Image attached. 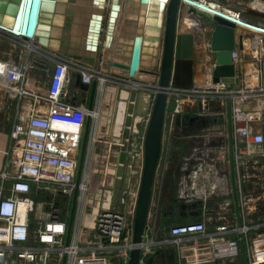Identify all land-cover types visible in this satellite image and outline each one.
<instances>
[{
    "label": "built area",
    "instance_id": "built-area-1",
    "mask_svg": "<svg viewBox=\"0 0 264 264\" xmlns=\"http://www.w3.org/2000/svg\"><path fill=\"white\" fill-rule=\"evenodd\" d=\"M251 37L253 41L246 39L242 49L236 48L231 53L236 67L233 80L221 77L219 81H215L213 60L208 64L210 72L207 69V76L203 80L188 87L170 85L164 131L165 168L173 153L172 135L176 133L177 117L194 113L216 117V121L206 127L205 136H210L206 137L209 141L198 145L193 149L194 152L190 150L189 155L185 154L187 156L183 157L184 169H196L191 180L204 175L208 165L211 166L209 170L215 171L213 183L210 175L204 177V181L209 180L210 183L201 185L198 195H194L195 192L191 189L193 194L188 198L190 201H187L193 204L203 200V205L206 206L211 197L225 187L218 186L217 182L224 185L229 182V170H223L221 163L212 158L218 145L206 144L211 139L220 142L225 134L229 136L227 117L230 107L240 218L238 215V221L232 222L224 219L217 223L215 220L210 226L205 219L173 224L167 229L166 236L158 238L160 203L153 200L142 245L143 264H147V260L157 251L170 247L175 248L180 255L178 264H222L239 256L243 260L242 241L246 243L248 264H264V219H246L256 213V205L260 207L257 209L260 210L259 213H264V195L256 199L254 207L250 206L251 199L242 185V181L246 182L244 179L248 177V171L257 169L256 166L264 162V35L251 34ZM245 44L252 50L246 48ZM26 58L27 61L18 68L0 64V76L15 88L19 103L23 97L31 99L25 117L21 115L20 105L15 110L10 130V150L7 153L9 159L0 169V264H127L132 246L135 207L143 165L144 130L148 117L139 139L140 149L137 154L135 152L140 159L136 187L129 189L123 204L115 202L110 208L100 211L96 217L95 228L85 231L87 195L97 188L92 174L100 129L99 112L96 105L90 111L87 105L70 101V71L81 74L82 81L87 84L97 79L100 90L108 82L135 89L132 85L140 81H132L125 76H110L104 74L103 69L64 56L51 55L50 58L43 59L45 62L54 63L46 89L30 90L27 88L26 69L32 58L30 55ZM145 87L146 85L139 90ZM153 87L156 93L157 85ZM43 105L44 109L41 108ZM89 113L93 119L92 131L80 182L72 235L67 242L72 195L76 187L78 161ZM223 116L225 120L222 119ZM167 136L169 138L165 153ZM191 137L199 138L193 134L187 136ZM193 156H198V160ZM221 162L228 164L230 168V158L229 161L221 159ZM187 173L189 176L191 171L187 170ZM188 176L186 180H190ZM181 191L183 193H180V198L183 200L185 193H189L188 186L181 187ZM36 192L46 193L47 196L37 200L34 196ZM187 242L191 243L193 256L182 259L181 251ZM205 242L210 246V252L204 256L200 254L204 244L200 243Z\"/></svg>",
    "mask_w": 264,
    "mask_h": 264
},
{
    "label": "water",
    "instance_id": "water-1",
    "mask_svg": "<svg viewBox=\"0 0 264 264\" xmlns=\"http://www.w3.org/2000/svg\"><path fill=\"white\" fill-rule=\"evenodd\" d=\"M77 1L80 2L0 0V33L28 41L29 47L45 54L47 58L51 57L48 54L51 52L79 63L95 65L98 69H119L132 81L138 80L142 73L157 77V91L152 99L148 92L146 106L152 101L150 110L144 107L141 110L134 109L132 102L140 101L143 94L141 91H146L147 87L139 91L129 90L127 98L122 96L123 86L115 85L118 87L115 94L109 93V87L107 88L106 107L101 113L95 145L96 166L105 165V170L94 171L92 174L98 185L87 196L84 217V230H92L100 211L110 208L115 202H125L132 169L129 163L133 159L130 152L131 141L141 133L139 123L148 117L144 130L143 165L135 207L132 246L127 263L143 264L142 245L163 157L169 87H188L194 83V66L197 60L195 32L200 35L203 28L210 31V49L215 53L213 79L219 81L222 77L233 80L236 67L231 53L237 47L243 48V35L237 33L238 28H243L249 34L264 35V26L205 0H140L141 12L138 17L136 10L132 9L134 4L131 0H81L85 7H76ZM63 6L66 8L61 9ZM246 11L264 17L263 12L255 9L247 8ZM58 13H66L64 22ZM186 17L195 20L200 28L192 29L186 22ZM151 27L155 29L152 33L149 32ZM74 29H78L76 33L73 32ZM127 31L130 33L127 34ZM74 34L77 41L72 42ZM147 55L151 56L149 60ZM74 88L90 96L80 99L76 92L70 101L87 105L90 111L94 110L99 94L98 80L94 79L92 84H87L82 81L81 74H77ZM222 119L225 120V117ZM214 121L216 117L195 113L177 117V124L197 122V125H203L194 133L207 132L206 124L211 125ZM227 123L231 184L240 218L230 107ZM92 124V115L89 113L78 161L76 187L72 195L67 242L72 235ZM220 143H223L222 138L220 142L211 139L206 145L215 146ZM126 164L129 165L126 167ZM221 173L220 171V175ZM197 204L200 203H194V206ZM242 255L244 264H248L245 241H242ZM153 261L154 257L151 256L146 263L152 264Z\"/></svg>",
    "mask_w": 264,
    "mask_h": 264
},
{
    "label": "crops",
    "instance_id": "crops-1",
    "mask_svg": "<svg viewBox=\"0 0 264 264\" xmlns=\"http://www.w3.org/2000/svg\"><path fill=\"white\" fill-rule=\"evenodd\" d=\"M205 1H211V0H205ZM213 2H217L218 5L223 4L219 0H214ZM133 4H134V6L132 7V9H133V11L136 10L137 17H138L139 13L141 12V8L139 6L140 0H136L135 3L133 1ZM220 7L224 8L222 5H220ZM231 8H233V7H231ZM248 8H252V7H250V5H249ZM224 9L232 10L233 12L240 14V12L234 11L233 9H229V8H224ZM252 9H254V8H252ZM246 13H247L246 18L250 19L248 16H250L252 14L248 13L247 11H246ZM65 15H66V13L61 14V16L63 17V22L65 19ZM132 16L136 17L135 14H132ZM185 20H186V22H188L190 24L189 26L192 29L194 28V30H197L200 28V26L196 23L195 20H192L188 17H186ZM62 27H63V25H62ZM204 30L207 31L208 29L204 28ZM149 32L152 33L153 31H151V29H149ZM237 33L243 35L242 43H243V41L245 42V40L247 39L246 37L251 36V34H249L247 31H245L243 28H240V27L238 28ZM71 39L73 40L72 42L77 41L76 36L72 37ZM237 39H238V36H237ZM11 43H12V48H16V50H17V56H15V58L17 59L16 63H10L9 62L10 56L11 55L13 56L12 52L14 50V49H11ZM28 45H30V43L26 40L21 39V38L14 37V36L9 37V36H6L5 34H0V64H4L5 66L10 65L11 67H17V68L19 66L22 67L23 64L28 59L26 57H28L30 55L32 60L29 64L28 68L26 69L27 70L26 71L27 72V88L30 90H38L39 88L41 90L46 89L47 83L50 79L51 72L54 68V63L51 61L45 62V60H43V59L47 58V56H45V54H43V53H40L39 51L32 49L31 47H28ZM245 45H246V48H249V46H247V44H245ZM237 48H239V47H237ZM195 53H196V59L197 60L195 62V66H194V68H195L194 82H196L197 78L204 79L207 76L206 72L208 69V64H210L215 58L214 51H212L210 49V38H209V36H207V35L201 36V34L199 35L195 32ZM48 54L56 56L55 53L49 52ZM59 56H63V55L59 54ZM150 57L151 56H148L147 60H149ZM201 59H202V62L200 61ZM203 59H210L209 63L204 64ZM86 65L96 67L95 65H92V64H86ZM103 72H104V74H109L110 76H115L117 78H120V77L125 75V73L123 71H121L119 69H113V68L108 69V70L103 69ZM208 72H210V68L208 69ZM77 74L78 73L74 72L73 70L70 71V86H69L70 94H71V96H73V94L77 92L76 94L80 99H83L85 96H86V98H89V96H90L89 94L84 95L81 90H76L74 88V83H75V79H76ZM143 76L147 80H153V78L157 79V77H155V76L142 74V75H140V78L138 80H141V77H143ZM142 81L143 80H141V82ZM0 82L4 83L6 85L9 84V82L7 80L5 81L1 76H0ZM145 82L146 81H143L142 83H145ZM92 83H93V81L90 84H92ZM109 84H110V86H109ZM115 85L120 87V85H118L117 83L108 82V83H105V85H103L101 87V90L99 89V94H98V98H97V102H96L97 112H99L98 113L99 114V119H98L99 120V127H100L101 113H102V111H104V109L106 107V101H107L106 94H107V90H108L107 88L109 87V90H110L109 93L115 94L116 88H118ZM129 90H133V89L124 88L121 91L122 92L126 91V93H129ZM145 90H147V89H145ZM5 93H6L5 90L1 88L0 89V169H2L8 161L7 160L8 154L7 153L10 150V130H11L13 122H14L15 110L20 105L21 106V115H23L25 117L28 114V111H29L28 106L30 105V102H31L30 97H23V98H21V103H19L18 95L15 94L17 106L15 107V109H10ZM143 95L148 98V92H143ZM140 101L139 100L138 101L137 100L132 101L134 109L135 108H137L138 110H141L144 108L148 109V105L143 106L144 107L143 108ZM41 108L44 109V105L41 106ZM145 120L146 119H143L139 123V127L141 128V133L139 135H135L132 138L131 145H130V152L133 155V159L130 160L129 164H130V167H132L134 169V172H133V174L131 173V177L129 180V189L135 188L137 185L136 176L138 177V175H135L136 174L135 169L139 172V170H140V159H138L136 154H137V150L140 149L139 139H140V136L143 134V130H144V126H145ZM183 126H188V125L183 124L182 122L177 124V127L181 128V129L184 128ZM213 127H217V126H213ZM133 141L135 142V144H133ZM2 142H4V145ZM135 152H136V154H135ZM178 160H179V158H178ZM95 162H96V154L94 153L93 172L105 170V165H103L101 167H97ZM136 163H138V164H136ZM220 163H221L220 164L221 168L223 170L224 169L229 170V182H228V184L225 182V185H224L221 182L218 183L216 181L218 186L222 185L225 187H223L224 190L216 193L214 199H212L213 197H211V200L208 201V205L204 206L203 200H200V202H195V203H200V204L198 206H194L192 208V205H194V203L191 204L190 202H187V201H190V200H188V198H190V195L193 194L191 192V189H193V191L195 192L194 195L195 194L198 195L201 191V185L203 186L205 183H210L209 180L204 181V177H207V173H205L204 175L203 174L201 175V176H204L203 179H201V176L199 175L197 178H193L191 180V176L194 177V175L196 173V171H194V170H196V169H194V168H189V169L185 168L184 169L183 168L184 163L182 164L180 161L173 162L170 160L168 161L167 166L165 167L166 169L163 167V172L161 170H159L160 179L158 177V181L155 184V192H154V199H153L154 202L158 200L160 203V206L162 208L164 206L166 200L168 201L167 202L168 204H170V201H176L177 202V200H179L181 202L183 201L182 202L183 207L185 208L183 210L186 211L184 213L192 212L193 214L201 216V217L208 215V216H212V217L219 218V219H225V220H229V221H231L232 218H237V221H238V214H237L238 211L236 208V201H235V197H234L233 187L231 184V175H230L231 169L229 168L228 164H225L222 162H220ZM129 164H126V167ZM207 168H209V167L207 166ZM214 168H216V167L214 166ZM216 169L218 170V167ZM187 170L191 171V174L189 176H188ZM109 171L113 172L114 170L109 169ZM161 172H162V175H161ZM171 175H173V177H174V178H172V180L175 181V178H176V189L173 191L174 197H172V195H171L170 199H165L164 198V190L166 188L170 187V176ZM187 176L189 177L190 180H186ZM159 180H160V182H159ZM212 183H213V180H212ZM96 184L98 185L97 181H96ZM187 186L189 188V193H185L184 199L182 200L180 198V196H181L180 193H183L181 191V187L187 188ZM229 186H230V188H229ZM165 191L167 192V190H165ZM239 202H240V198H239ZM262 205L264 206V199H263ZM258 209H260V207H258ZM255 211H256L255 214H258V212L260 210L256 209ZM165 218L170 219V213H168V215L166 214L164 216V219ZM165 221H167V220L165 219ZM169 227L170 226H168V228ZM168 228L167 227L166 228L163 227V229L160 228L157 232V237L161 238L163 236H166ZM190 242H194V241H190ZM190 242L185 243V247L181 251L182 259H188V258H191L193 256ZM200 244H204L200 249V254L204 255V256L208 255L210 252V249H209L210 246H208V244H206V242L200 243ZM169 249H171V247ZM168 251L171 252V257H173V254L175 256V260L174 261L172 260V264H178L179 260H180V255L177 252V250L175 248H173L172 250H167V252ZM157 252L155 253V255H152L154 257V261L152 264L156 263V258L159 256V254L162 251L159 254H157Z\"/></svg>",
    "mask_w": 264,
    "mask_h": 264
},
{
    "label": "rangeland",
    "instance_id": "rangeland-1",
    "mask_svg": "<svg viewBox=\"0 0 264 264\" xmlns=\"http://www.w3.org/2000/svg\"><path fill=\"white\" fill-rule=\"evenodd\" d=\"M211 1H214V0H211ZM254 1H257V0H220V2L223 3L220 5H222L224 8H229V9H233L234 11L240 12L241 16L247 17L246 8H248L249 5H250V7H252V2H254ZM230 6L233 8H231ZM248 17L255 22H259V23L262 21L264 22V17H262V16L250 15ZM209 33H210L209 30L205 31L203 28L201 36L207 35L210 37ZM246 38L253 41L251 36L250 37L248 36ZM11 49H14V50H13V52L11 51L13 53V56L12 55L10 56L9 62L10 63H16L17 59L15 58V56H17V50H16V48H12V43H11ZM203 60H204V64H208L210 59H203ZM200 61L202 62V59ZM141 80L146 81L145 82L146 87L148 88L146 91L143 90L141 92H149V94L151 95V99H152L154 96L153 85L154 86L157 85L158 79L153 78V80H147L143 76V77H141ZM141 80H137V81H141ZM201 80H203V79L197 78L196 81H201ZM1 88L4 89L6 92L5 94L7 97L9 108L15 109V107L17 106L16 105V98H15V94H17V93L15 92V88L12 86V84L6 85V84L0 82V89ZM151 102L149 103L148 110H150V108H151ZM145 109H147V108H145ZM181 130H182L181 128L177 127L175 135H172V136H174V138H172V141L174 143L172 142L173 153L171 155L170 161H173V162L180 161L183 164V162H184L183 157L185 158L187 155H189L190 150H191V152H194L193 149L195 147H197L199 144L203 143V145H204L205 143H207L209 140L206 137H210V136H205V138H202V139L195 138V137L194 138H192V137L187 138V136H188V135H186L187 132H185L183 130L181 131ZM168 138H169L168 136L165 138V153H166V149H167V145H168ZM185 138H187V139H185ZM213 138H216V136H214ZM222 142L223 143L218 145V150L217 151L214 150V152H216V153H215V155L212 156V158L218 160L219 162H221V159L229 161V141H228V135L227 134L223 135ZM2 143L4 145V142H2ZM133 144H135L134 141H133ZM206 153L207 152H205V154ZM185 154H187V155H185ZM175 155H178V157L180 156L179 160L176 159ZM7 158L9 159L8 156H7ZM193 158L198 160L199 157L193 156ZM165 159H166V154H165V156H163V160H162V163L160 166V170L162 172H163V161L165 162ZM259 166H261V167H259ZM208 167L209 168H207L206 173L210 172L211 174H207V177L211 176V178L213 180L214 176L216 177V174L214 173L215 171L212 169L209 170L211 167L210 165H208ZM256 168L257 169H254V170L250 169L248 171L249 175H248V177H246L244 179L246 182L242 181V185L245 188L244 190L247 191V195L251 199L250 203H252V204L250 206H253V207L255 206L254 203H255L256 199L260 198L261 195H264V162H262L261 164L256 166ZM136 171L137 170L135 169V173H136L135 175H138L139 172L138 171L136 172ZM133 172H134V169L132 168L131 173L133 174ZM162 172H161V175H162ZM252 175H255V176H252ZM257 176H259V177H257ZM203 177L204 176H201V179H203ZM136 178H137V176H136ZM172 178H174L173 175L170 176V187L165 189V190H167V192L164 190V198L165 199H170L171 195H172V197H174L173 191H174V189H176V181L172 180ZM214 198H215V196H213L212 199H214ZM86 202H87V200H86ZM167 202L168 201L166 200L165 204L162 208L160 206L159 223H160V228H162V229H163V227L168 228V226H171L172 224H178V223H182V222L184 223V222H189V221H193V220H204L205 219V220H207V223L209 224V226H210V224H213V221H215V220L217 223L219 221L223 222L222 220H224V219H218L215 217L205 218L204 216L201 217V216L195 215L192 212L184 213V212H186L185 210H183L185 208L183 207V203L179 200H177V202L176 201H170V204H168ZM254 209L255 210L258 209V205H256ZM254 209H253V211H254ZM38 213H39V211H38ZM168 213H170V219L165 218L167 220V221H165L164 216L166 214L168 215ZM39 215H41V213H39ZM246 219L254 220V221H258V220L260 221V220L264 219V213L263 212H260V214H259V212H258V214L254 213V214L247 216ZM236 220H237V218H232L231 222L236 221ZM172 249L173 248L163 250L159 254V256L156 258L155 264H172V260L173 261L175 260V256L173 254V257H171V252H169V251L167 252V250H172ZM222 264H244V263L242 260V256H239L235 260H232L230 262H223Z\"/></svg>",
    "mask_w": 264,
    "mask_h": 264
},
{
    "label": "bare ground",
    "instance_id": "bare-ground-1",
    "mask_svg": "<svg viewBox=\"0 0 264 264\" xmlns=\"http://www.w3.org/2000/svg\"><path fill=\"white\" fill-rule=\"evenodd\" d=\"M131 1H134V3L136 2V0H131ZM65 2H67V0H64V3ZM210 2V4L211 5H214V6H220V5H218L217 4V2H213V1H209ZM66 5H67V3H66ZM73 5V4H72ZM75 5H76V7H78V5H79V7H85V4H84V2H81V0H80V2H76L75 3ZM254 7V9L255 10H257V11H260V12H263L264 13V1L263 0H257V1H254V2H252V8ZM65 9L66 8V6H63L61 9ZM226 10H228V9H226ZM62 11V10H61ZM228 11H230L231 13H235V12H233L232 10H228ZM61 14L62 13H58V15H59V18H61L60 16H61ZM75 15H77V14H75ZM151 19V18H150ZM153 19H155V18H153ZM152 19V20H153ZM152 20H151V22H152ZM261 24H263V26H264V22L262 21V22H260ZM76 25V24H75ZM79 25V24H78ZM78 25H77V27L76 28H78ZM151 29V31H153V30H155V29H153L152 27L150 28ZM77 30L78 29H76V31H75V29H74V33H76L77 32ZM130 33V31H127V34H129ZM76 35L74 34V35H72V37H75ZM248 49H251L250 47L248 48ZM252 50V49H251ZM148 56H150V55H148ZM113 69H115V68H113ZM143 74V73H142ZM143 82V81H142ZM141 81L139 82V83H134L133 85H132V87L133 88H135L136 90H139V89H141V87L142 86H144L145 85V83H142ZM253 84H255V82H252ZM123 93V96L124 97H126L127 96V93H126V91L125 92H122ZM140 103H141V105H142V107L143 106H145L146 104H147V97L146 96H144L143 94L140 96Z\"/></svg>",
    "mask_w": 264,
    "mask_h": 264
},
{
    "label": "flooded vegetation",
    "instance_id": "flooded-vegetation-1",
    "mask_svg": "<svg viewBox=\"0 0 264 264\" xmlns=\"http://www.w3.org/2000/svg\"><path fill=\"white\" fill-rule=\"evenodd\" d=\"M186 125H188V126H183L184 128L182 129L183 131L187 132L186 135H190V134L192 135L193 134V135H197L200 139L205 138L206 133L203 131H202L203 133H201V132L194 133L198 129L202 128L203 125L199 126V125H197V122H193V123L187 122ZM206 126H207V124H206ZM195 138H197V137H195ZM201 144H203V143H201ZM201 144H199V145H201Z\"/></svg>",
    "mask_w": 264,
    "mask_h": 264
},
{
    "label": "trees",
    "instance_id": "trees-1",
    "mask_svg": "<svg viewBox=\"0 0 264 264\" xmlns=\"http://www.w3.org/2000/svg\"><path fill=\"white\" fill-rule=\"evenodd\" d=\"M175 157H176V159L178 160V158L180 157H178V155H175ZM175 181H176V178H175ZM175 190V189H174ZM34 196H35V199H37V200H40V199H45L46 198V196H47V194L46 193H42V192H36V193H34ZM197 206H198V204H197ZM194 207V205H192V208ZM183 223V222H182Z\"/></svg>",
    "mask_w": 264,
    "mask_h": 264
}]
</instances>
